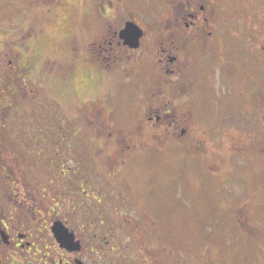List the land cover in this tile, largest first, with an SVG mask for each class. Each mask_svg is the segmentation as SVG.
<instances>
[{"label":"rangeland","instance_id":"obj_1","mask_svg":"<svg viewBox=\"0 0 264 264\" xmlns=\"http://www.w3.org/2000/svg\"><path fill=\"white\" fill-rule=\"evenodd\" d=\"M212 1L0 0L10 8L14 65L42 73L50 99L51 92L58 98L63 119L60 132L72 124L77 129L82 122L83 141L76 138V143L83 147L84 133L92 134L90 164L119 166L114 181L122 197L120 217L126 233L122 240L131 251L128 262L148 257L167 264H250L254 259L251 264H260L262 260L259 248H250L247 237L236 241L246 235L249 224L263 227L258 185L264 174V90L236 93V106L239 103L245 108L243 118L238 109L225 120L219 118L216 108H201L211 116L206 124H181L175 132L176 125L163 128L145 119L147 108L142 100L150 99V92L138 100L135 84L125 78L126 72L133 75L137 70L155 74L160 69L156 53L146 56L137 68L132 55L130 59L124 54L121 61L99 54V44L127 21L145 28L148 35L143 43L151 45V38L162 41L160 27L179 15L177 7H191L200 14L201 7L207 6L205 15ZM220 5L221 16L210 17L214 36L234 38L242 42L241 48L252 38L264 44V0H230ZM228 18L233 21L231 26H225ZM19 41H23L21 47ZM184 56L188 69L200 67L201 53ZM122 64L129 67L118 74ZM90 71L94 79L89 98L86 83ZM21 111L19 106L15 109L17 116ZM195 116H200L199 109ZM20 123L13 133L36 132L34 125ZM182 127H188L191 135L183 136ZM97 134L102 135L99 141L93 139ZM116 137L119 143L115 145ZM12 158L13 164L21 159ZM27 158L29 171L31 165L40 164L38 157ZM69 160L65 164H71ZM37 175L35 171L33 177ZM252 186L256 187L250 193L241 189ZM242 204H246L248 217L244 230L235 217Z\"/></svg>","mask_w":264,"mask_h":264},{"label":"flooded vegetation","instance_id":"obj_2","mask_svg":"<svg viewBox=\"0 0 264 264\" xmlns=\"http://www.w3.org/2000/svg\"><path fill=\"white\" fill-rule=\"evenodd\" d=\"M221 2L230 3V0H213L208 6L211 10L205 15L207 6L201 7L200 14L191 7L184 10L177 7L179 15L164 21L160 27L164 35L159 38L161 42H156L155 37L151 38V45H145L143 40L148 33L142 28L144 35L139 48H131L120 37L124 26L99 44L100 56H114L122 61V56L129 54L130 59L132 56L136 59V68L146 56L156 53L160 69L155 74L149 76L140 70L133 75L125 73L127 83L135 84L138 100L150 92L151 98L142 100L149 123L163 128L176 125V132L181 124H206L211 116L200 109L210 107L221 113L220 119H230L236 109L243 118L245 108L239 103L236 106V93L264 90V44L252 38L241 48L242 42L234 38L214 36L212 20L216 15L221 16ZM173 9L174 6L169 11ZM10 16V8L6 9L0 2V264H167L151 257L128 262L131 251L124 247L122 240L126 234L120 217L122 197L114 181L119 166L90 164L92 151L88 146L92 134L84 133L86 144L83 147L76 143V138L81 143L82 122H78L77 129L72 124L66 132H60L63 119L59 116L58 98L51 92L50 99L42 73L38 75L14 65ZM232 23L228 18L225 26ZM18 43L23 45V41ZM185 53L202 54L198 69L186 67L182 60ZM125 67L129 64H122L118 74ZM93 79L90 71L86 83L89 98ZM18 106L23 109L20 116L15 113ZM180 109L182 116H179ZM196 109L200 116H195ZM21 121L34 125L36 132L13 133L19 130ZM181 131L183 136L190 134L188 127H182ZM101 136L97 134L93 139L99 141ZM116 138L115 145L119 143ZM29 156L38 157L40 162L38 164L34 158L38 165H31L30 171ZM12 157L21 159L13 164ZM68 160L69 165L65 164ZM261 167L264 169V165ZM35 171L38 172L36 178L33 177ZM213 172H217L215 167ZM259 181L263 227L257 229L249 224L246 235L237 237L236 242L247 237L250 248H259L260 264H264V174ZM253 187L256 186L241 189L250 193ZM245 205H239L241 211L235 214L242 230L248 220ZM58 223L73 237L68 247L61 245L54 229Z\"/></svg>","mask_w":264,"mask_h":264},{"label":"water","instance_id":"obj_3","mask_svg":"<svg viewBox=\"0 0 264 264\" xmlns=\"http://www.w3.org/2000/svg\"><path fill=\"white\" fill-rule=\"evenodd\" d=\"M143 35V30L137 24L130 21L126 23L125 28L120 33V37L125 40V44L134 49L139 48ZM54 229L58 232L61 245L68 247L72 243L71 238H73L68 229L62 223H58Z\"/></svg>","mask_w":264,"mask_h":264},{"label":"trees","instance_id":"obj_4","mask_svg":"<svg viewBox=\"0 0 264 264\" xmlns=\"http://www.w3.org/2000/svg\"><path fill=\"white\" fill-rule=\"evenodd\" d=\"M81 138V137H80ZM81 141H83V140H81ZM81 158H83V157H81Z\"/></svg>","mask_w":264,"mask_h":264}]
</instances>
